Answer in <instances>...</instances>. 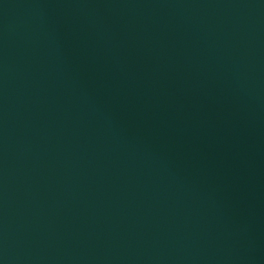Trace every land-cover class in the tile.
I'll return each instance as SVG.
<instances>
[{"label":"water","instance_id":"obj_1","mask_svg":"<svg viewBox=\"0 0 264 264\" xmlns=\"http://www.w3.org/2000/svg\"><path fill=\"white\" fill-rule=\"evenodd\" d=\"M0 264H264V0H0Z\"/></svg>","mask_w":264,"mask_h":264}]
</instances>
